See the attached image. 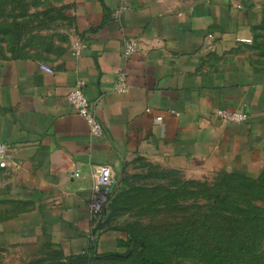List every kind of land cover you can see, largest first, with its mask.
Here are the masks:
<instances>
[{"label":"crops","instance_id":"1","mask_svg":"<svg viewBox=\"0 0 264 264\" xmlns=\"http://www.w3.org/2000/svg\"><path fill=\"white\" fill-rule=\"evenodd\" d=\"M57 1L53 26L0 27V140L18 163L0 168V264L120 253L125 233L110 207L126 205L120 180L135 167L202 177L264 164V0ZM78 39L86 47L74 56ZM128 39L138 47L124 57ZM79 80L101 137L66 100ZM218 109L248 116L230 123ZM101 164L116 185L93 215Z\"/></svg>","mask_w":264,"mask_h":264},{"label":"rangeland","instance_id":"2","mask_svg":"<svg viewBox=\"0 0 264 264\" xmlns=\"http://www.w3.org/2000/svg\"><path fill=\"white\" fill-rule=\"evenodd\" d=\"M61 9L57 0H0V27L53 26ZM134 169L139 172L120 180L126 205H111L110 224L125 233L124 242L139 237L143 254L135 255L132 244L131 252L125 246L120 252L124 257L78 264H147L146 258L149 264H264V164L202 177Z\"/></svg>","mask_w":264,"mask_h":264},{"label":"built area","instance_id":"3","mask_svg":"<svg viewBox=\"0 0 264 264\" xmlns=\"http://www.w3.org/2000/svg\"><path fill=\"white\" fill-rule=\"evenodd\" d=\"M212 37V35H208ZM86 44L78 39L71 48V53L74 56H79L83 52ZM138 42L135 39H128L123 44L122 54L124 57H130L137 49ZM42 69L51 73L52 69L47 66H41ZM85 82L77 81L73 88L66 94V100L72 109L83 117L88 125L89 133L92 137H101L104 134V127L98 119L95 111L94 102L90 101L84 92ZM126 87L125 74L119 73L114 83L113 90L122 92ZM216 115L226 122L240 123L247 119V113L239 110L218 109ZM18 167V163L11 159L8 152V144L0 140V168ZM74 175L78 176L76 172ZM116 185V177L112 169L107 164H101L94 168L93 171V186L92 197L89 203V210L93 215H100L104 211L109 198L113 194L114 186ZM85 252V251H84ZM82 252V253H84Z\"/></svg>","mask_w":264,"mask_h":264},{"label":"trees","instance_id":"4","mask_svg":"<svg viewBox=\"0 0 264 264\" xmlns=\"http://www.w3.org/2000/svg\"><path fill=\"white\" fill-rule=\"evenodd\" d=\"M107 206V205H106ZM106 212V207L104 209V211L102 212V214H104ZM125 247H127V252H131V245H135L139 250L135 252V255H142L143 253L140 251L142 249H144V243L143 241L139 238V237H129L128 240L126 242L123 243ZM79 260L76 261V264H78L80 261H84L86 259H100V258H113V257H124V255H121L120 253H108V254H97L93 251L90 252H84V253H80L79 254ZM144 261L149 264L148 259H144ZM154 264H160L156 261H153Z\"/></svg>","mask_w":264,"mask_h":264}]
</instances>
